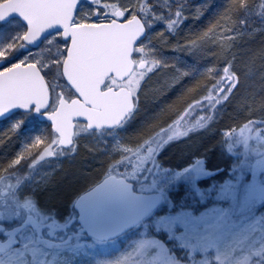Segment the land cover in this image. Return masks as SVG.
Segmentation results:
<instances>
[{
    "label": "snow or ice",
    "instance_id": "1",
    "mask_svg": "<svg viewBox=\"0 0 264 264\" xmlns=\"http://www.w3.org/2000/svg\"><path fill=\"white\" fill-rule=\"evenodd\" d=\"M30 3L7 0L0 6V36L11 37L0 46V75L27 64L46 88L44 96H6L0 102V127L12 122L4 135L22 131L30 137L0 164V264H80L82 251L109 242L115 254L97 264H264V112L236 103L244 117L218 131L211 150L202 152L201 144L179 160L168 155L170 146L215 123L240 85L233 62L221 59L175 89L192 72L169 64L148 33L168 44L163 38L175 36L186 20L187 0H69L67 25L38 31ZM253 4L255 14L264 15V0ZM113 22L134 23L129 59L135 76L98 84L97 94L113 105L101 120L72 115L65 121L66 106L93 107L63 72L75 46L89 39L85 33L74 40L69 29ZM212 33L203 34L204 42L214 39ZM49 37H56V47L45 49L50 54L44 60L37 50L41 42L52 43ZM202 46L185 45L193 51ZM214 46L227 47L222 40ZM153 74H159L154 92L163 102L140 133L116 135L140 107ZM194 109L203 115L192 123ZM83 137L95 146L82 145ZM81 146L101 155L65 175L61 187L70 190L68 199L49 205L45 190L63 169L61 158L74 161Z\"/></svg>",
    "mask_w": 264,
    "mask_h": 264
},
{
    "label": "water",
    "instance_id": "2",
    "mask_svg": "<svg viewBox=\"0 0 264 264\" xmlns=\"http://www.w3.org/2000/svg\"><path fill=\"white\" fill-rule=\"evenodd\" d=\"M7 0L0 3L3 6ZM31 21L33 31L42 30L56 23L67 25L71 19L69 0H31ZM74 37L84 35L87 40H80L73 53L64 61L63 72L70 81L81 90L86 102L93 104L92 108L68 105L64 108L65 121L72 115H84L90 121H99L112 110V102L97 94L98 84L113 73L112 78L119 80L129 76L132 62L129 59L133 51L132 41L135 38L134 23L118 25L113 22L111 27L99 29H69ZM46 88L43 78L35 68L25 65L17 71L0 75V102L6 96L34 97L44 96ZM2 119V118H0Z\"/></svg>",
    "mask_w": 264,
    "mask_h": 264
},
{
    "label": "bare ground",
    "instance_id": "3",
    "mask_svg": "<svg viewBox=\"0 0 264 264\" xmlns=\"http://www.w3.org/2000/svg\"><path fill=\"white\" fill-rule=\"evenodd\" d=\"M242 1L249 5L253 3V0H187L186 20H184L177 30V33L179 32L180 36H183L177 37V35H175L164 37L163 39L169 40L168 44H164L163 40H160L161 53L176 45L182 46L189 44L190 41H194L195 37H198L199 43L203 42L202 47L195 51L192 50L191 53L187 55V62L193 63V67L189 70L192 72V76L184 77L177 83L175 85L177 91L194 80L198 71L209 62L215 63L221 59L230 60L233 62L235 71L239 74L240 85L234 92V98L228 103L221 115H217V121L211 124L208 131L209 137L205 139L199 137V140L204 142L203 145L205 149L208 150L212 149L213 143L217 141V132L222 130L223 127L229 123L238 120V113L235 109L236 103L238 107L241 105L249 106L250 100H252L253 102L251 103L255 105L250 107L254 110L264 112V18L261 16L257 17V15L252 17L240 15L239 18H237V11H242ZM236 19L237 22H243L245 24L243 25L244 27H246V25H248V27L253 26V28L257 30V34L254 35L249 33L253 28L246 27L247 31L245 28H242V34L244 35H242V39H248L244 40L243 43L241 37H235L233 41L231 39L232 43L231 41L228 43V45H231L230 50L223 54L220 52L221 48L215 47L214 45L219 42L218 39L220 38H229L231 30L234 28L233 23L236 22ZM214 25L216 26L215 28H213ZM209 29H213L212 34L214 39L204 42L203 34ZM154 34L155 33H153V35ZM251 39L257 40V45ZM242 66H247V70ZM248 71L253 78L252 83L254 84V89L248 85L243 87V83L247 79ZM261 73V77L256 76ZM169 75H172V73H169ZM158 76L156 75L157 80L159 79ZM232 80L233 83H235L234 76ZM251 90L254 92L252 93ZM169 95H171V93ZM160 99V103H162L164 98L161 97ZM257 104L259 107H257ZM232 113L235 119L229 118V114ZM257 115H259V113H257ZM207 139H212L213 141H207ZM190 146H192V143L189 140V142H187V147Z\"/></svg>",
    "mask_w": 264,
    "mask_h": 264
},
{
    "label": "rangeland",
    "instance_id": "4",
    "mask_svg": "<svg viewBox=\"0 0 264 264\" xmlns=\"http://www.w3.org/2000/svg\"><path fill=\"white\" fill-rule=\"evenodd\" d=\"M1 1H3V0H0V2ZM245 5H248V7L245 8ZM241 7H242V11H237V15H238L237 18H239L240 15L245 16V17H249V16L252 17V16L256 15L255 14V6L253 3H251L249 5V4L243 3V1H242ZM260 16L262 18H264V15H260ZM257 17H259V16L257 15ZM243 25H245L243 22H237V19H236V22L233 23L234 28L231 30L230 36L228 35L229 38L226 37V38L218 39V41L222 40L224 42V44L227 45L226 48H221V51L219 50L220 52L225 54L228 52V50H230L231 45H228V43L231 41V39H232V41L235 37H241V39H242V37L244 36L242 34V28H245V30L247 31L246 27H248V25H246V27H244ZM248 28H253V26H250ZM249 33L255 35V34H257V30L255 28H253ZM154 35L152 32L149 35L152 38V42L154 40V38H153ZM176 35H177V37H179L180 36L179 32ZM182 36L183 35H181L180 37H182ZM197 38L198 37H195L193 42L190 41L189 44H185V45H194L196 43H199V40ZM55 39H56V37H50L49 40H51L52 43L49 44L47 41H45L41 45L40 49L37 50L39 52L40 56L43 57L44 60H47L48 56L50 54L49 52L45 51V49H51V50L55 49V47H56ZM246 39H248V38H243L241 40L242 43ZM10 40H11L10 36H0V46L7 44ZM251 40L254 41V43H256V45H257V40H253V39H251ZM176 41H178V40H176ZM232 41H231V43H232ZM185 45L179 46L177 51H171V48H168L167 50L162 52L161 55L168 61L169 64H176V66L178 68H180L181 70H188L189 71L193 67V63L187 62L186 57H187V55H189L191 53L193 48L192 47H185ZM16 46L18 47L19 44L17 43ZM29 55H31V53ZM242 67H244V69L247 70V66H242ZM162 71H165V70H162ZM261 75H262V73L257 74L256 76L261 77ZM134 76H135V73L133 72L131 74V76L129 77V79L131 80ZM49 79L54 80L55 77L52 74H49ZM156 80H157L156 74H153L149 78V81L145 86V90L142 93V99H141L140 107L137 108V110L132 114L131 118L122 127L116 129V135L134 136V135L140 133L139 130H141V127L143 126L144 122H147L148 119L152 118L153 113L161 104L160 103L161 99L160 98L156 99V93L154 92V89H153V86L156 85L155 84ZM252 80H253V78L248 71L247 79L243 83V87H246L248 85L249 87L254 89V87H253L254 84L252 83L253 82ZM156 87H158V85ZM251 92L253 93L254 91H251ZM251 92H249V93H251ZM224 109H223V111H224ZM147 113H149V115ZM146 115H148V116H146ZM200 115H202V113H200L198 110L194 109L193 113L189 114L188 119H190L192 121V123H195V121L199 118ZM217 115H221V113H218ZM138 117H141V118H140V121H138L136 123V121L138 120ZM11 123H12L11 121L8 122V124H11ZM8 124L0 127V135H2V137L0 136V140L6 139L7 142H9L10 144H13V142H12L13 139L17 138L18 134L20 132L22 133V131H18L17 133L12 135L10 138H8L7 136L4 135L5 131H6L5 128L8 127ZM135 125H137V127ZM210 126L211 125H209V127L205 131L194 132L191 136L188 137V139L170 146L167 149L168 155L170 157H174L176 160H179L182 156L186 155L189 152L188 147H187V142H189V140L191 143H194V141L196 139H198L199 137H201L202 139L209 137L208 131H209ZM32 135H35V134L33 133ZM108 139L110 140L111 137H108ZM81 143H82V145L84 143H87L93 147L95 146L93 144V141L91 139H89L88 137H83ZM216 143H217V141H215L213 143V146ZM190 147H192V146H190ZM100 155L101 154L98 152L95 154L90 153V152L86 151L83 146H81L79 154L74 161H70L67 158H61L60 163H62L63 169L56 172V174L52 178L51 184H49L48 188L45 190V199L47 200L48 204L49 205H62V204H64L65 201L68 199L67 194L70 191L67 187H61V189H60V190H62L61 191V197H59V196L53 197L52 190L54 189V187L57 185H61L64 182L63 179L53 180L54 177H57L59 175H61L62 177H65V175H68V178H69L70 172L71 171L74 172L75 169L77 168V165L79 167L81 162H83L84 164L93 163V161H91V160L98 158ZM5 163H7L6 159L1 158L0 164H5ZM54 164H55V162H54ZM58 189H59V187H58ZM110 244H111V242H109L107 244H101V245L89 247L88 249L82 251L80 256L77 257V259L80 261V264H97V261L110 259L115 254V253L111 252L110 250H108V249H110ZM213 251H214V249H213Z\"/></svg>",
    "mask_w": 264,
    "mask_h": 264
},
{
    "label": "trees",
    "instance_id": "5",
    "mask_svg": "<svg viewBox=\"0 0 264 264\" xmlns=\"http://www.w3.org/2000/svg\"><path fill=\"white\" fill-rule=\"evenodd\" d=\"M197 29H198V26H197ZM159 30V29H158ZM151 34V32H149L148 33V35H150ZM155 35H157L156 33H155ZM154 35V40H153V43H157V44H159V45H161V41L160 40H155V36ZM161 47V46H160ZM153 86V85H152ZM157 85H154L153 86V89H155V87H156ZM252 91V90H251ZM247 94H249V93H247ZM251 102H253L252 100H250V103H249V107L250 106H252V105H255V104H252ZM243 106H245V105H241V106H239V107H243ZM257 107H259V105L257 104ZM260 107H261V105H260ZM237 113H238V120L239 119H242L243 117H244V115H245V113H244V111L243 110H237ZM148 115H149V113H147ZM142 115V114H141ZM148 115H146V116H148ZM140 118L141 117H138V120L136 121V123L138 122V121H140ZM229 118H233V119H235L234 118V116H233V113L232 114H229ZM150 121H151V119H148V121L147 122H144V124H143V126L141 127V130H139V132H141L144 128H145V126L148 124V123H150ZM229 122V121H228ZM136 127H137V125H135ZM1 137H2V135H0ZM213 139V138H212ZM212 139H207V141H213ZM206 142V141H205ZM204 143V142H203ZM203 143H202V141H200L199 140V138L198 139H196L195 141H194V143H192V147H193V145H201L202 144V147H201V151L203 152L204 150H205V147H204V145H203ZM15 144H10L9 142H7L6 141V139H3V140H0V159L1 158H5L6 160L13 154V149H14V146ZM192 147H190L191 149H192ZM189 147H188V150L189 151H191V149H190ZM77 165V164H76ZM77 167H78V165H77ZM73 174V171H71L70 172V177H71V175ZM69 177V178H70ZM59 179H63L64 180V177H62L61 175H59V176H57V177H54V179L53 180H59ZM55 183V182H54ZM53 183V184H54ZM62 185V184H61ZM61 185H57V186H55L54 187V189L52 190V193H53V197L55 196V197H57V196H59V197H61V191L62 190H60L61 189ZM58 187H59V189H58ZM51 192V191H50ZM67 195H69V193L67 194Z\"/></svg>",
    "mask_w": 264,
    "mask_h": 264
},
{
    "label": "flooded vegetation",
    "instance_id": "6",
    "mask_svg": "<svg viewBox=\"0 0 264 264\" xmlns=\"http://www.w3.org/2000/svg\"><path fill=\"white\" fill-rule=\"evenodd\" d=\"M28 139H30V137L22 135L21 132L18 134L17 138L13 139L12 142L13 144H15V147L13 149V154L7 159V162L10 161L19 152L21 145L25 143Z\"/></svg>",
    "mask_w": 264,
    "mask_h": 264
}]
</instances>
